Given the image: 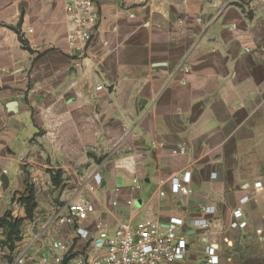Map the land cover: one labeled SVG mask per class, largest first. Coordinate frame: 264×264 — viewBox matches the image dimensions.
Wrapping results in <instances>:
<instances>
[{
    "label": "crops",
    "instance_id": "0c3cea01",
    "mask_svg": "<svg viewBox=\"0 0 264 264\" xmlns=\"http://www.w3.org/2000/svg\"><path fill=\"white\" fill-rule=\"evenodd\" d=\"M98 7L97 33L80 54L67 43L63 0H0V218L26 189L40 125H49L51 161L89 162L73 168L82 181L66 182L62 199L74 194L66 206L95 207L82 223L86 238L53 219L28 226L11 249L0 236V264H55V241L70 246L68 259L97 256V222L113 235L123 223L174 217L188 242L178 264H210L209 246L218 264H264V0ZM184 172L186 197L170 189ZM238 209L244 228L231 226Z\"/></svg>",
    "mask_w": 264,
    "mask_h": 264
},
{
    "label": "built area",
    "instance_id": "2783aa9c",
    "mask_svg": "<svg viewBox=\"0 0 264 264\" xmlns=\"http://www.w3.org/2000/svg\"><path fill=\"white\" fill-rule=\"evenodd\" d=\"M64 10L67 17V43L70 50L84 54L89 44L93 41L100 22V11L98 0H63ZM136 5H143L147 0H133ZM233 28H236L233 25ZM250 49L246 48L248 52ZM185 73H189L188 68H184ZM183 84L186 82L183 81ZM103 86H98L97 90H102ZM185 154L183 147L174 154ZM23 162V158H20ZM98 185L102 184L103 178L100 174L95 175ZM132 190H138L140 182L137 179L132 181ZM192 175L190 172L172 177L170 189L173 194L189 196L192 193ZM261 183H255V188H261ZM118 191V190H117ZM164 196V193L161 194ZM248 201L245 196L241 203ZM132 204V200L128 201ZM202 210L207 214L215 212L213 206L205 205ZM95 207L89 202H75L66 206L64 212L57 214V221L61 225L77 226V234L83 238L88 236V231L82 227L89 217L94 214ZM234 222L232 228H244L246 223L239 221L242 213L238 209L234 212ZM183 219L171 218L167 225H163L155 219H147L139 222L136 226L123 223L118 233L110 234L106 225L97 222L98 241L93 244L92 251L98 253L97 256L78 255L70 258L66 264H178L183 261L188 252V242L183 234L178 233V229L183 226ZM202 229H207L209 223L206 220L195 222ZM70 246L62 241H55L53 249L58 251L53 258L55 264H64ZM207 255L210 264H218L217 249L209 246ZM47 263V259H44ZM22 264V259L18 260Z\"/></svg>",
    "mask_w": 264,
    "mask_h": 264
},
{
    "label": "rangeland",
    "instance_id": "374dc122",
    "mask_svg": "<svg viewBox=\"0 0 264 264\" xmlns=\"http://www.w3.org/2000/svg\"><path fill=\"white\" fill-rule=\"evenodd\" d=\"M40 126L41 127L37 130V135L33 136L30 140L32 143H35V149H32L29 154V160L31 162L27 163V165L32 168L33 171L28 172L26 182V188L29 187L34 191L36 208L33 211L32 217H27L25 207L20 201L21 197L26 192V189L23 193H16V196H18L17 205L14 206L15 208L8 210L7 212L10 213V216L8 217L11 218L10 220L18 219L21 224L12 241H7V234L12 229L11 226H0V236L3 239L1 245L8 246L9 249L14 246V241L16 242L22 239L21 236L23 231L33 223L42 224L51 219L57 222V214L64 212L66 203H68L69 199L74 195L72 189H69L65 193V197L62 199L64 194L63 190L67 186L66 182L70 181V183H72V176L75 184L82 181L79 178H75V175H73L72 172L76 170L73 168L87 170L89 167V162L65 163L51 161L49 157L46 156V152H48V144H50L49 125ZM99 158V162H101L103 156L101 155ZM78 174L80 175L81 173L79 172ZM54 177L60 178L59 185H55L53 182ZM14 200H16V198ZM15 215L18 218L15 217ZM20 215L23 217L21 218Z\"/></svg>",
    "mask_w": 264,
    "mask_h": 264
},
{
    "label": "trees",
    "instance_id": "16d2710c",
    "mask_svg": "<svg viewBox=\"0 0 264 264\" xmlns=\"http://www.w3.org/2000/svg\"><path fill=\"white\" fill-rule=\"evenodd\" d=\"M53 182L55 183V185H59L60 178L59 177H54L53 178ZM20 201L25 207V212L27 214V217H29V218L32 217L33 211L36 208V203H35V197H34L33 189L27 187L26 188V192L21 197ZM9 216H10V213L6 212L5 215L0 218V226L1 227L4 226V225H10L11 226L12 229L7 234V241L10 242V241L13 240V237L18 232V228H19L21 222L18 219L10 220L11 218H8ZM68 261H69V259L65 258L64 264H66Z\"/></svg>",
    "mask_w": 264,
    "mask_h": 264
},
{
    "label": "water",
    "instance_id": "95a60500",
    "mask_svg": "<svg viewBox=\"0 0 264 264\" xmlns=\"http://www.w3.org/2000/svg\"><path fill=\"white\" fill-rule=\"evenodd\" d=\"M14 103H10V106H12ZM1 182L3 183V184H6L7 183V179H6V177L5 176H3L2 178H1Z\"/></svg>",
    "mask_w": 264,
    "mask_h": 264
}]
</instances>
